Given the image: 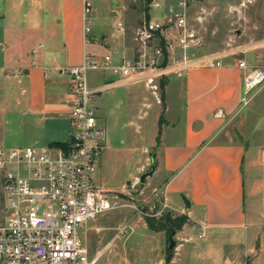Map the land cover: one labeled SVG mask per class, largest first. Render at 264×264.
Segmentation results:
<instances>
[{"label": "crops", "instance_id": "obj_1", "mask_svg": "<svg viewBox=\"0 0 264 264\" xmlns=\"http://www.w3.org/2000/svg\"><path fill=\"white\" fill-rule=\"evenodd\" d=\"M164 8L166 6L162 3ZM92 15L93 6L91 18ZM5 16L17 18V23L10 25L6 41L0 42L1 79L15 81L17 90L14 103L16 106L22 105L24 112L31 116V122L46 121L49 114L64 110L61 115L64 136L40 139L45 140L47 145L62 142L67 139L69 131L65 103L69 80L67 76L46 73L45 70L79 64L82 54L86 52V43L91 44L89 54L94 51L108 53L113 63L128 58L132 46L129 34L138 25L139 14L134 9L126 12L123 7L113 30L101 25L98 20L99 24L89 26L91 38L86 43L82 38L81 0H0V18ZM28 31L34 45L28 50L29 53L21 52L13 44L11 33L23 34ZM242 43L252 45L243 53L219 55L209 66H191L179 73H170V79L167 74L163 80L160 124L164 123L152 137V159L155 164L149 174H160L161 181L148 193L159 188L166 207L186 216L183 226L174 230L173 238L187 240L185 234L192 231L194 226L210 229L217 234L235 233L244 225L242 165L248 146L264 152V143L246 141L242 113L245 107H248V113L256 112L252 106L257 98L264 101V83L253 90L245 104H241L240 96L245 74L258 60L264 59V39ZM204 48L203 51L210 54L226 52ZM237 59L244 60L246 68H239ZM215 61L218 65H215ZM107 79L116 81L118 76L112 74L104 80ZM151 93L159 101V95L152 89ZM60 104L65 107H59ZM6 212L0 172V223L4 222ZM164 231L148 229L146 234L151 235L152 240L156 237L157 242L160 235H165ZM201 234L202 231L197 233V237ZM179 246V243H175L172 247L167 264H180L176 255ZM165 252L166 249L160 246L155 250L151 247L143 249L145 261L142 264H164ZM226 258L223 256L222 264ZM120 259L123 264L128 262L124 255ZM204 263L219 264L216 260Z\"/></svg>", "mask_w": 264, "mask_h": 264}, {"label": "rangeland", "instance_id": "obj_2", "mask_svg": "<svg viewBox=\"0 0 264 264\" xmlns=\"http://www.w3.org/2000/svg\"><path fill=\"white\" fill-rule=\"evenodd\" d=\"M88 1L94 7V15L85 24H99V20L101 25L109 27L110 30H113L123 7L126 12L134 9L139 14L138 21L144 18L157 19V15L166 12L165 8H149L148 3L144 4V0ZM157 1L163 3L166 8L176 2ZM16 20L13 16L0 18V42L6 41L7 31L10 30L11 24L17 23ZM187 21L201 35L205 47L212 51H230L243 45L250 47L252 44L242 42L251 43L264 39V0H194L188 8ZM11 36L13 44L21 52H28L34 45L30 31L23 34L11 33ZM131 36L132 32L129 38ZM88 37L91 38L90 35ZM90 45L85 44L86 54L91 53ZM93 54L104 53L94 51ZM46 73L54 71L49 68ZM111 76L109 71L90 70L86 73L88 87L103 86L94 94L93 103L99 122L105 130V149L92 174V181L109 194H114L116 203L124 206L98 214L95 220L88 221L83 242L88 249V257L100 251L94 264H123L120 259L123 255L128 261L126 264H142L145 261L143 249L151 247L155 250L157 246L166 249L169 243L168 234L172 230L180 229L186 216L168 207H162L163 197L159 188L148 193L161 181L160 174L148 175L142 183L138 181L139 177L155 164L152 159V137L156 135V129L164 123L159 125L157 122L158 117L162 115L163 104L160 99L157 101L154 98L151 89L146 88L142 81L108 86L112 82L111 79H104ZM168 76L170 79V73ZM1 78L0 75V150L14 146H32L41 150L47 147L44 141L48 138L64 136V121L61 117L64 114L63 109L59 108L57 113L49 114L46 121L31 122V116L24 112L22 105L16 106L14 103L17 90L15 81ZM154 92L160 95L159 88ZM59 107L65 106L60 104ZM252 107L256 112L248 113V107H245L242 113L245 119V138L249 143L263 144V99L257 98ZM45 136L47 137L44 141L40 140ZM242 176L244 225L235 233L217 234L212 233L210 229L194 226L192 231L185 234L188 239L184 235L187 240L172 237L174 246L175 243L180 244L176 250L180 264H208L204 262L212 260L222 264L223 256L229 258L224 260V264H264L262 150L256 151L248 146L242 165ZM221 205L224 208V202ZM165 216L170 219L177 217L182 223L174 225L175 222L165 221ZM144 218L149 219L153 226L165 230V235H160L157 242L154 239L156 237L152 240L151 235L146 234L148 229L144 227ZM122 223L133 227L131 234L126 239L120 237L109 242L114 226ZM95 226L101 230L95 232ZM201 231L202 234L197 237V233Z\"/></svg>", "mask_w": 264, "mask_h": 264}, {"label": "built area", "instance_id": "obj_3", "mask_svg": "<svg viewBox=\"0 0 264 264\" xmlns=\"http://www.w3.org/2000/svg\"><path fill=\"white\" fill-rule=\"evenodd\" d=\"M193 1L176 0L157 19H141L130 37V56L121 58L118 63H113L108 53H83L77 65L52 67L54 73L67 76L69 80L65 93L68 137L41 150L32 146L0 150L7 211L4 222L0 223V264L95 263L100 251L88 257L83 242L87 223L96 215L124 204L116 203L114 194L92 181L105 141V130L93 103L94 94L103 86L88 87L86 73L109 71L118 79L108 86L142 81L155 91L168 73H179L196 65L209 66L219 55L246 50L248 46L243 45L221 54L203 51V38L187 21L188 8ZM148 7L162 8V3L152 0ZM90 13L89 1L81 0L85 43L90 40V27L85 24L90 20ZM236 65L246 68L242 59H237ZM263 83L264 59L261 58L242 80L241 104ZM162 197V207H166ZM93 229L101 230L98 226ZM131 230L128 224H119L114 227L112 239L124 238Z\"/></svg>", "mask_w": 264, "mask_h": 264}, {"label": "trees", "instance_id": "obj_4", "mask_svg": "<svg viewBox=\"0 0 264 264\" xmlns=\"http://www.w3.org/2000/svg\"><path fill=\"white\" fill-rule=\"evenodd\" d=\"M151 0H144V4L145 3H149ZM163 85H164V82L163 81H161L160 82V84H159V89H160V95H159V99H160V102L162 103V89H163ZM162 114V113H161ZM161 116L162 115H160L159 117H158V124L160 125V121H161ZM158 130H159V127H158ZM158 132V131H157ZM59 143H61V142H56V143H52L51 145H56V144H59ZM164 220L165 221H168V222H171V223H173V222H175V224L174 225H180L181 223H182V220L180 219L179 220V218H177V217H175V218H173V219H170L169 217H164ZM144 222H145V224H146V227L148 228V229H150V230H153V231H157V230H160V228H158V227H155V226H153V223L149 220V219H147V218H144ZM173 246H174V242H173ZM172 246V247H173ZM171 249L172 248H168V247H166V253H165V257H164V264H167L168 263V261H169V259H170V257H171Z\"/></svg>", "mask_w": 264, "mask_h": 264}, {"label": "water", "instance_id": "obj_5", "mask_svg": "<svg viewBox=\"0 0 264 264\" xmlns=\"http://www.w3.org/2000/svg\"><path fill=\"white\" fill-rule=\"evenodd\" d=\"M236 33H238L237 30H236ZM152 171H153V166H151V168H150L149 171L143 173V174L139 177L138 181H139L140 183H142V182L144 181V177H145L146 175L151 174ZM173 233H174V231L172 230V231H170V233L168 234V241H169V243H168V248H172V246H173V240H172V235H173Z\"/></svg>", "mask_w": 264, "mask_h": 264}]
</instances>
